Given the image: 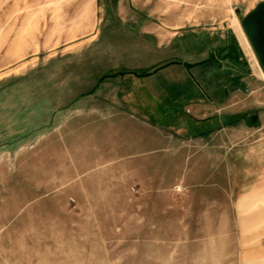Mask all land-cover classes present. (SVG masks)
Masks as SVG:
<instances>
[{"label":"rangeland","instance_id":"374dc122","mask_svg":"<svg viewBox=\"0 0 264 264\" xmlns=\"http://www.w3.org/2000/svg\"><path fill=\"white\" fill-rule=\"evenodd\" d=\"M150 1L164 28L200 23L231 31L250 64L251 99L264 100L253 87L264 77L239 26L261 0ZM48 4L0 0V77L34 63L50 25L35 14L59 8ZM72 25L77 30L81 21ZM263 132L221 133L210 149L195 141L171 149L168 159L106 155L96 165L72 164L48 145L29 148L28 135L23 149L0 140V264H264V221L252 219L264 201L242 204L264 178ZM163 161L170 164H146Z\"/></svg>","mask_w":264,"mask_h":264},{"label":"crops","instance_id":"0c3cea01","mask_svg":"<svg viewBox=\"0 0 264 264\" xmlns=\"http://www.w3.org/2000/svg\"><path fill=\"white\" fill-rule=\"evenodd\" d=\"M33 1L59 8L35 14L50 25L34 63L0 77L2 143L12 139L23 149L28 135L29 148L48 145L72 164L96 165L106 155L168 159L173 148L202 141L210 149L218 134L264 128V100L251 99L250 64L231 31L200 23L164 28L150 0ZM256 80L254 89L264 91V79ZM263 201L264 178L242 204ZM252 219L264 221V210Z\"/></svg>","mask_w":264,"mask_h":264},{"label":"water","instance_id":"95a60500","mask_svg":"<svg viewBox=\"0 0 264 264\" xmlns=\"http://www.w3.org/2000/svg\"><path fill=\"white\" fill-rule=\"evenodd\" d=\"M241 18V26L264 72V0Z\"/></svg>","mask_w":264,"mask_h":264},{"label":"bare ground","instance_id":"6f19581e","mask_svg":"<svg viewBox=\"0 0 264 264\" xmlns=\"http://www.w3.org/2000/svg\"><path fill=\"white\" fill-rule=\"evenodd\" d=\"M235 18L237 19L236 16H235ZM241 19H242V18L240 17V25H239V26H241ZM237 20H238V19H237ZM238 22H239V20H238ZM241 28H242V26H241ZM240 38H241V41H242V43H243L245 49H247V51H248V52L251 54V56L253 57L254 62H255V65H256V67H257V70H258V71L263 75V77H264V72H263L261 66L259 65V62H258V60H257V58H256V56H255V54H254V52H253V49H252V47H251V45H250V43H249V41H248V39H247V36H246V34H245L243 28H242V30H240Z\"/></svg>","mask_w":264,"mask_h":264},{"label":"built area","instance_id":"2783aa9c","mask_svg":"<svg viewBox=\"0 0 264 264\" xmlns=\"http://www.w3.org/2000/svg\"><path fill=\"white\" fill-rule=\"evenodd\" d=\"M176 187L178 188L179 186H178V185H176Z\"/></svg>","mask_w":264,"mask_h":264}]
</instances>
